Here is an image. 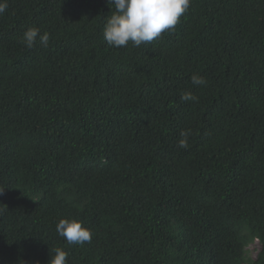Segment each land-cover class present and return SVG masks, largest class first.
Returning <instances> with one entry per match:
<instances>
[{
  "label": "trees",
  "instance_id": "obj_1",
  "mask_svg": "<svg viewBox=\"0 0 264 264\" xmlns=\"http://www.w3.org/2000/svg\"><path fill=\"white\" fill-rule=\"evenodd\" d=\"M6 2L0 264H264V0H190L140 47L107 44V0Z\"/></svg>",
  "mask_w": 264,
  "mask_h": 264
},
{
  "label": "clouds",
  "instance_id": "obj_2",
  "mask_svg": "<svg viewBox=\"0 0 264 264\" xmlns=\"http://www.w3.org/2000/svg\"><path fill=\"white\" fill-rule=\"evenodd\" d=\"M112 5L111 15L106 18L103 27L104 39L112 47H125L129 42L134 47L150 44L167 30L178 24L180 17L188 10L190 0H107ZM6 0H0V15L7 9ZM39 35L40 43L47 46L49 36L40 35L38 28H30L23 34L22 43L31 48ZM191 82L194 86L206 84L203 76L193 73ZM198 98L190 91L181 93V100L196 101ZM189 132L181 130L179 147L186 148ZM3 189H0V194ZM59 236L69 245H83L91 241V231L77 219L60 218L56 224ZM48 264H68V254L62 248L50 251Z\"/></svg>",
  "mask_w": 264,
  "mask_h": 264
},
{
  "label": "rangeland",
  "instance_id": "obj_3",
  "mask_svg": "<svg viewBox=\"0 0 264 264\" xmlns=\"http://www.w3.org/2000/svg\"><path fill=\"white\" fill-rule=\"evenodd\" d=\"M249 255L254 258L256 257L258 250H259V244L257 242L251 243V245L247 248Z\"/></svg>",
  "mask_w": 264,
  "mask_h": 264
}]
</instances>
